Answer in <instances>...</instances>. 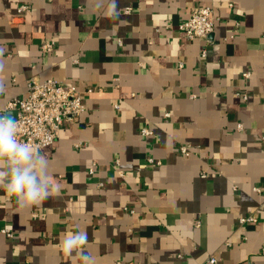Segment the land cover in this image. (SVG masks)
I'll list each match as a JSON object with an SVG mask.
<instances>
[{"label":"crops","instance_id":"crops-1","mask_svg":"<svg viewBox=\"0 0 264 264\" xmlns=\"http://www.w3.org/2000/svg\"><path fill=\"white\" fill-rule=\"evenodd\" d=\"M199 5L216 26L189 40ZM30 78L86 110L40 150L47 199L0 185V264H82L77 232L95 264H264V0H0V116Z\"/></svg>","mask_w":264,"mask_h":264},{"label":"built area","instance_id":"built-area-1","mask_svg":"<svg viewBox=\"0 0 264 264\" xmlns=\"http://www.w3.org/2000/svg\"><path fill=\"white\" fill-rule=\"evenodd\" d=\"M27 6H21L19 11H24ZM130 11V8L127 10ZM217 17L211 6L199 5L192 9L187 20L180 24L186 38L193 40L204 38L214 31ZM54 48V42L43 44V51L49 53ZM207 53L203 51L202 56ZM251 72L244 73L245 78H250ZM93 88H88L87 92H93ZM244 99H248V93L243 94ZM5 110L15 111L13 118L17 125V139L39 146V151L53 146L57 141L62 126L67 122H76L85 108V97L75 84H65L56 78H48L39 81L36 78L27 80V91L22 97H14L5 106ZM4 112L1 116H5ZM142 134L150 136L153 131L143 128ZM179 151L184 155H189L192 151L191 144H181ZM154 162V158H149ZM94 169H91L93 172ZM122 173V172H121ZM207 177V172L202 173ZM254 218H242L241 221H253ZM3 233L13 236L9 229H3ZM217 258H210L207 264H216Z\"/></svg>","mask_w":264,"mask_h":264},{"label":"clouds","instance_id":"clouds-1","mask_svg":"<svg viewBox=\"0 0 264 264\" xmlns=\"http://www.w3.org/2000/svg\"><path fill=\"white\" fill-rule=\"evenodd\" d=\"M46 167L39 146L18 140L15 120L0 116V185L9 197L16 198L19 207L40 204L50 195ZM86 242L87 234L77 232L63 241V251L67 255L77 251L82 264H95V259L82 251Z\"/></svg>","mask_w":264,"mask_h":264}]
</instances>
